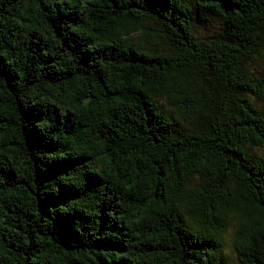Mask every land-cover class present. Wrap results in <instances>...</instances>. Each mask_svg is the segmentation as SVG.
Instances as JSON below:
<instances>
[{
    "label": "trees",
    "instance_id": "1",
    "mask_svg": "<svg viewBox=\"0 0 264 264\" xmlns=\"http://www.w3.org/2000/svg\"><path fill=\"white\" fill-rule=\"evenodd\" d=\"M257 146L264 0H0V264H264Z\"/></svg>",
    "mask_w": 264,
    "mask_h": 264
},
{
    "label": "rangeland",
    "instance_id": "2",
    "mask_svg": "<svg viewBox=\"0 0 264 264\" xmlns=\"http://www.w3.org/2000/svg\"><path fill=\"white\" fill-rule=\"evenodd\" d=\"M200 14V12L193 13V27L197 35L204 37L210 32H215L216 30L222 29V20L219 17H216L214 15H208L209 21L204 23L202 22L197 15ZM149 28H159L155 23L150 22L146 24ZM150 41L155 42V38L150 36ZM263 64L262 60L257 59L255 62V67L259 68ZM259 148V152L264 155V147L257 146ZM235 224H231L226 233L223 236V249H222V257L224 261H222L223 264H241L239 255L235 249V246L233 245V238H234V231H235Z\"/></svg>",
    "mask_w": 264,
    "mask_h": 264
}]
</instances>
